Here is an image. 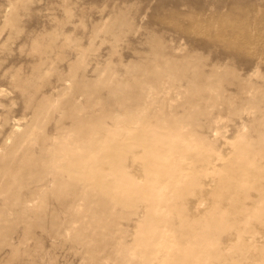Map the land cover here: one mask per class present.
Listing matches in <instances>:
<instances>
[{
	"label": "rangeland",
	"instance_id": "obj_1",
	"mask_svg": "<svg viewBox=\"0 0 264 264\" xmlns=\"http://www.w3.org/2000/svg\"><path fill=\"white\" fill-rule=\"evenodd\" d=\"M0 264H264V0H0Z\"/></svg>",
	"mask_w": 264,
	"mask_h": 264
}]
</instances>
